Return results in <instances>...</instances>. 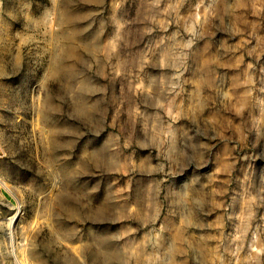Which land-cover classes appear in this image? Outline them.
Here are the masks:
<instances>
[{
	"label": "rangeland",
	"instance_id": "374dc122",
	"mask_svg": "<svg viewBox=\"0 0 264 264\" xmlns=\"http://www.w3.org/2000/svg\"><path fill=\"white\" fill-rule=\"evenodd\" d=\"M20 263L264 264V0H0Z\"/></svg>",
	"mask_w": 264,
	"mask_h": 264
},
{
	"label": "bare ground",
	"instance_id": "6f19581e",
	"mask_svg": "<svg viewBox=\"0 0 264 264\" xmlns=\"http://www.w3.org/2000/svg\"><path fill=\"white\" fill-rule=\"evenodd\" d=\"M101 152V151H100ZM113 160V159H112ZM87 163H89V162H87ZM115 163V162H114ZM112 165H113V163H111ZM67 184V183H66ZM3 187V186H2ZM65 200H63V202H64ZM67 203V202H66ZM69 203V202H68ZM67 203V204H68ZM69 205V204H68ZM71 208H72V206H71ZM115 210V209H114ZM70 211H71V213H73L72 212V209H70ZM123 212V211H122ZM15 219H16V217H14V218H12L11 219V223H10V226L12 227L13 225H14V223H15ZM98 219V218H97ZM107 241V240H106ZM108 244V243H107ZM91 248V247H90ZM99 256H100V259H102V260H105V261H107V260H110V261H114V260H117L118 258H119V253H117L116 251H114V250H112V249H106L103 253H100L99 254ZM91 257V256H90ZM95 258L97 259L98 258V256H95ZM68 260V259H67ZM92 260V259H91ZM72 261V260H71ZM118 262V261H117ZM79 263V262H78ZM21 264V263H20Z\"/></svg>",
	"mask_w": 264,
	"mask_h": 264
}]
</instances>
